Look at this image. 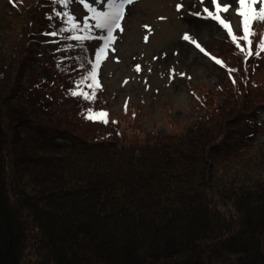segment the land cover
<instances>
[{
	"label": "trees",
	"instance_id": "1",
	"mask_svg": "<svg viewBox=\"0 0 264 264\" xmlns=\"http://www.w3.org/2000/svg\"><path fill=\"white\" fill-rule=\"evenodd\" d=\"M7 2L23 26L0 51V264H174L264 231V93L246 68L253 58L230 46L223 55L234 63L218 55L221 99L199 101L205 117L125 143L101 87L92 101L70 94L91 56L88 41L45 35L63 26L53 15L62 7ZM89 108L108 123L85 119Z\"/></svg>",
	"mask_w": 264,
	"mask_h": 264
},
{
	"label": "rangeland",
	"instance_id": "2",
	"mask_svg": "<svg viewBox=\"0 0 264 264\" xmlns=\"http://www.w3.org/2000/svg\"><path fill=\"white\" fill-rule=\"evenodd\" d=\"M86 2L103 10L107 0H100V3H96V0ZM177 3L184 4L179 13L175 8ZM204 6L207 3L201 5L200 0H138L130 11L127 6L125 18L121 22L123 31L114 32L116 40L97 70L102 95L108 101V118L121 136H125V143H144L157 135L180 133L190 118L194 119L198 115L205 117L206 108L200 100L213 94L214 101L221 99L222 96H218L217 92L224 87L225 74L218 71L209 57L182 40L183 34L187 32L213 55H222L227 63H234L232 55L225 56L226 50L232 45L227 32L214 21L189 15L190 12L201 11L203 16ZM237 6L232 4L229 11L221 13V16L230 23L234 34L242 35L240 18L235 13ZM20 7L18 5L17 11H20ZM70 9L78 18L88 15L79 0H72ZM21 19L7 0H0V51H8L7 45L14 43V38L23 26ZM89 23L94 24V21L89 19ZM256 24L254 22L252 25L254 35L250 39L256 40L260 34V41L261 35H264V22H259V26ZM202 26L203 29L200 30L198 27ZM149 28L151 32L148 31ZM93 30L92 35H95L94 32L97 35L105 34L99 29ZM145 36L148 37L147 42ZM101 43L102 41L92 40L90 44H86L88 53H93V61L95 50ZM256 45L257 42L251 47L253 55L249 57L254 62L246 68L254 66L253 79L261 82L257 91L264 93V52L256 55ZM137 65L141 69L139 72L135 70ZM181 73L184 75L181 76ZM260 100L257 98V101ZM208 106V110H212L210 103ZM258 118L264 126V110L259 113ZM91 126L85 123L83 128L89 136L95 132ZM86 134L83 135L87 137ZM246 235L252 239L247 242L244 240L245 246L235 242L239 246L235 250L228 247V243L224 249L218 247L215 252L210 250L201 257L192 259L180 256L173 263L264 264V231H249Z\"/></svg>",
	"mask_w": 264,
	"mask_h": 264
},
{
	"label": "snow or ice",
	"instance_id": "3",
	"mask_svg": "<svg viewBox=\"0 0 264 264\" xmlns=\"http://www.w3.org/2000/svg\"><path fill=\"white\" fill-rule=\"evenodd\" d=\"M71 2L72 0H51L52 4L59 5L64 9V11H57L53 8V15L60 18L63 26L58 29V32H49L45 33V35L55 37L58 33H70L65 39L77 41L81 46H83L84 41H102L100 46L95 50V60L88 61L91 65V70L87 71L79 81L75 82L76 90H70L72 96H80L85 100L92 101L95 99L96 90L101 87L97 78V70L102 60L107 56L108 50L113 45V42L116 40L114 32L116 30L123 31L121 22L125 18V8L126 6H129L130 11L131 6L135 5L138 0H107V3L104 4L103 10H98L96 7H93L92 4L87 3L86 0H79V3L83 5V8L86 9L88 13V15L84 17L82 24L77 22L76 18L68 10ZM96 3H100V0H96ZM205 3H207V6L202 7L203 16L201 11L190 12L189 15L193 17H202L205 21L211 20L216 22V24L227 32V36L231 39V42L236 46L239 52L243 54L245 60L252 56V40L250 39V37L254 35L252 25L254 22H264V0H232V4L238 5L235 8V13L240 18V27L242 30V35L240 37H237L233 33L230 23L226 22L221 16V13L228 12L232 5L224 3L223 0H200L201 5H205ZM183 7V3H177L175 5L178 13L181 12ZM210 9H214V11ZM47 19L51 20L52 15L48 16ZM89 19L94 21V24H90ZM161 19H163V17H161ZM93 28L99 29L105 34L93 36ZM145 28H148V26L145 25ZM148 31L151 32V29L149 28ZM144 39L145 42H147L148 37L145 36ZM182 40L193 45L194 49L198 50L199 53H202L204 56L214 60L217 65H222L221 60L211 56L196 39H193L189 35V33H184ZM240 40L244 41L248 47H242L238 42ZM69 47H71V45H69ZM256 48V55H260L261 52H264V35H261V39L258 45H256ZM80 66L83 67V64ZM135 70L139 72L141 70L140 66L137 65ZM230 71H235V69ZM180 75L183 76L184 74L181 73ZM233 83H235V81H233ZM85 84L87 88L91 90V93L84 91L83 87H81ZM107 115L108 114L104 111L93 112V110L89 108L84 118L90 121H100L107 124ZM113 123H116V121H113Z\"/></svg>",
	"mask_w": 264,
	"mask_h": 264
},
{
	"label": "bare ground",
	"instance_id": "4",
	"mask_svg": "<svg viewBox=\"0 0 264 264\" xmlns=\"http://www.w3.org/2000/svg\"><path fill=\"white\" fill-rule=\"evenodd\" d=\"M86 1H88V0H86ZM223 2H224V3H229L230 5H232V0H223ZM127 8H128V7L126 6L125 10H126ZM197 26H200V24H197ZM198 28H200V30H201V29H203V26H202V27H198Z\"/></svg>",
	"mask_w": 264,
	"mask_h": 264
},
{
	"label": "flooded vegetation",
	"instance_id": "5",
	"mask_svg": "<svg viewBox=\"0 0 264 264\" xmlns=\"http://www.w3.org/2000/svg\"><path fill=\"white\" fill-rule=\"evenodd\" d=\"M245 259H246V257H245ZM195 264H196V263H195ZM245 264H247V262H246Z\"/></svg>",
	"mask_w": 264,
	"mask_h": 264
}]
</instances>
